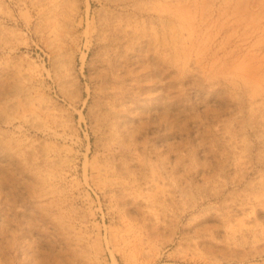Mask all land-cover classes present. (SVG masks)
Instances as JSON below:
<instances>
[{"label": "rangeland", "instance_id": "1", "mask_svg": "<svg viewBox=\"0 0 264 264\" xmlns=\"http://www.w3.org/2000/svg\"><path fill=\"white\" fill-rule=\"evenodd\" d=\"M0 264H264V0H0Z\"/></svg>", "mask_w": 264, "mask_h": 264}]
</instances>
